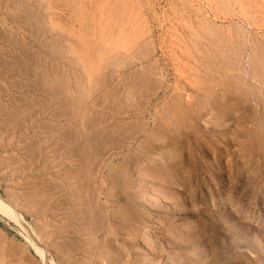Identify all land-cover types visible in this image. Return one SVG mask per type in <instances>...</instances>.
Returning <instances> with one entry per match:
<instances>
[{"label": "rangeland", "instance_id": "374dc122", "mask_svg": "<svg viewBox=\"0 0 264 264\" xmlns=\"http://www.w3.org/2000/svg\"><path fill=\"white\" fill-rule=\"evenodd\" d=\"M122 3L124 14L135 18L140 12L149 28L136 47L126 46L131 56L140 51L134 48L147 50L143 62L119 70L116 40L109 39V46L100 41L105 20L114 34ZM0 35V193L58 264H264V137L255 133L264 88L250 66L252 56L264 50V0H0ZM66 38L82 44L84 53L94 52L89 66L77 62ZM261 56L254 57L256 65L264 64ZM34 68L39 74L63 71L72 90L58 95L57 81L45 92H57L55 105L49 108L48 99L40 98L33 107L27 89L35 86L42 94L40 88H50ZM125 76L139 84L123 81ZM77 94L85 95L80 106ZM11 111L18 116L11 118ZM71 114L86 116L85 123H75ZM63 118L72 122L70 135L79 129L76 146L59 145L54 120ZM246 128L255 132L248 135ZM81 154L95 159L92 175L77 169ZM111 172L118 173L116 186ZM23 235L0 213V264H41Z\"/></svg>", "mask_w": 264, "mask_h": 264}, {"label": "bare ground", "instance_id": "6f19581e", "mask_svg": "<svg viewBox=\"0 0 264 264\" xmlns=\"http://www.w3.org/2000/svg\"><path fill=\"white\" fill-rule=\"evenodd\" d=\"M21 1V0H20ZM44 1V0H43ZM58 1V0H57ZM86 1V0H85ZM121 1V0H120ZM123 1V0H122ZM25 2V1H24ZM52 2V1H51ZM95 2V1H94ZM20 3V2H19ZM56 3V2H55ZM90 3V2H89ZM138 3V2H137ZM109 4V3H108ZM115 4V3H114ZM118 4H119V6H120V3H119V1H118ZM118 4H117V6L115 5V7H119L118 6ZM124 6H123V8L122 9H116V14L118 15V19H114L115 20V26H116V30L114 31V34H111L112 32H108V30L109 31H112V30H110V29H108V27H109V25H108V23H107V20H105V23H106V25H105V23L103 24V25H105L104 27H105V31L104 32H102V34H101V41H100V43L101 44H105V46L106 45H108L109 46V39L111 40L112 39V37H113V39H115L116 40V46H112V44H114V43H112L111 44V46L112 47H115L114 48V50L116 51L115 53H116V55H115V57L117 56H120V57H118V58H115L116 59V61H115V63H114V66H116V67H119V68H117V69H119L120 70V68L122 67H126V66H128L127 64H129L130 65V67H131V64H133L135 61H137V60H141V59H143V57H145V56H147V54L145 53L147 50H145L144 48H142V49H140L139 47L138 48H134L135 50L136 49H139L140 51L137 53V54H135L136 53V51H135V53L133 52V51H131V52H133V54H135L134 56H131V54L130 53H128V52H130V50L132 49V47H133V45L135 44V42H137L139 39L141 40L142 39V37L144 36V34H146L147 32H148V28H147V26H148V22H147V19L144 17V15H142L140 12V14H141V16H140V14L138 13L137 15L135 14V18H133V17H131V15H128L127 13V16H126V14H124L125 12H124V7H125V5L126 4H124V3H122ZM261 4V3H260ZM241 5V4H240ZM45 6V5H44ZM130 6V5H129ZM20 7V6H19ZM39 7V6H38ZM61 7V6H60ZM111 7V6H110ZM50 9V8H52V7H50V4H48L47 5V9ZM72 8V7H71ZM112 8V7H111ZM126 8V7H125ZM101 9V8H100ZM113 9V8H112ZM140 9V8H139ZM52 11H53V9H52ZM100 11H102V10H100ZM111 11V10H110ZM115 11V10H114ZM46 12V11H45ZM54 12V11H53ZM51 13V12H50ZM106 13V12H105ZM95 14V13H94ZM106 14H108V12L106 13ZM111 14H112V12H111ZM32 15V14H31ZM39 15V14H38ZM102 15V14H101ZM110 15V14H109ZM41 16V15H40ZM94 16V15H93ZM116 16V15H115ZM159 17V16H158ZM110 18V17H109ZM191 18V17H190ZM58 19V18H57ZM71 19V18H70ZM95 19V18H94ZM104 19V18H103ZM107 19V18H106ZM66 20V19H65ZM64 20V21H65ZM119 20V21H118ZM154 20V19H153ZM242 20V19H241ZM44 21V20H43ZM46 21V20H45ZM44 21V22H45ZM80 21V20H79ZM49 24H51V25H54L55 24V22L53 21V19H52V17L51 18H49ZM114 22V21H113ZM242 22V21H241ZM46 24V23H45ZM78 24V23H77ZM111 24V23H110ZM95 25V24H94ZM147 25V26H146ZM108 26V27H107ZM203 26V25H202ZM232 26V25H231ZM60 28H62V26L60 27ZM81 28V27H80ZM107 28V29H106ZM145 28V29H144ZM208 28V27H207ZM63 29L65 30V28L63 27ZM98 29V28H97ZM80 30V29H79ZM113 30H114V28H113ZM235 30V29H234ZM149 31H150V29H149ZM69 32V31H68ZM174 32V31H173ZM193 32V31H192ZM78 33V32H77ZM227 33V32H226ZM230 33V32H229ZM68 35H70V36H72L73 34L71 33V31L69 32V33H67ZM91 34V33H90ZM109 34H111V35H109ZM150 34V33H149ZM148 34V35H149ZM207 35V34H206ZM1 36V35H0ZM90 36V35H89ZM147 36V35H146ZM145 36V37H146ZM197 36V35H196ZM226 36V35H225ZM75 37V36H74ZM150 37V36H149ZM179 37V36H178ZM13 38V37H12ZM183 38V37H182ZM8 39V38H7ZM181 39V38H180ZM69 45V47H70V49L72 50V52L73 53H75V55H76V59H77V62L79 63V61L80 62H83L84 61V63H80L81 64V66L83 65V67H86L84 64H86L87 66H89L88 64H90V62H93L92 60H94L93 59V53H92V51H87L86 49L84 50L85 51V53L82 51V49H79L80 48V46H82V44L81 45H79V47L78 46H75V43L73 42V41H71L70 39H68V38H66V39H64ZM75 40V39H74ZM78 40V39H77ZM81 40H82V38H81ZM80 40V41H81ZM11 41H12V39H11ZM58 41V40H57ZM76 41V40H75ZM84 41V39L82 40V42ZM86 42H87V40H86ZM233 42V41H232ZM146 43H148V42H146ZM153 43V42H152ZM264 43V42H263ZM15 44V43H14ZM77 44V43H76ZM137 44V43H136ZM135 44V45H136ZM151 44V43H150ZM149 44V45H150ZM186 44H187V42H186ZM251 44V43H250ZM20 45V44H19ZM59 45V44H58ZM86 45V44H85ZM85 45H84V47H85ZM90 45V44H89ZM132 46V47H130L129 48V50H128V48H126V46ZM134 45V46H135ZM156 45V44H155ZM88 46V45H87ZM110 46V47H111ZM142 46V45H141ZM99 47V46H98ZM102 47V46H101ZM136 47V46H135ZM150 47V46H149ZM155 47V46H154ZM229 47V46H228ZM239 48V47H238ZM69 49V50H70ZM108 49V48H107ZM122 49V50H121ZM195 49V48H194ZM67 50V49H66ZM70 50V51H71ZM98 50V49H97ZM122 52H121V51ZM155 50V49H154ZM206 50V49H205ZM255 51H254V53L256 52V50H257V47H256V49H254ZM261 50V49H260ZM56 51V50H55ZM62 51H63V49H62ZM99 51V50H98ZM152 51V50H151ZM71 52V53H72ZM148 52H150L149 50H148ZM147 52V53H148ZM262 52H263V54H264V50H262ZM262 52L260 53H258V55L260 54V55H262V56H264L263 54H262ZM65 53H66V51H65ZM72 53V54H73ZM101 53V52H100ZM128 53V54H127ZM200 53V52H199ZM99 54V53H98ZM130 54V55H129ZM153 54H154V52H153ZM257 54V53H256ZM255 54V55H256ZM29 55H30V53H29ZM47 55V54H46ZM102 55V54H101ZM149 55V54H148ZM258 55H256V56H258ZM100 56V55H99ZM150 56H151V53H150ZM149 56V57H150ZM256 56H254V57H256ZM261 56V59H263V57ZM194 57V56H193ZM216 57V56H215ZM254 57L252 56V58H251V62H250V66H251V71H252V73H253V78H254V80H257V81H259V83L262 85V87L264 88V72H263V70H264V64H263V62L262 61H260V60H258L260 57H258V61H257V63H258V65H256V63H254ZM147 58V57H146ZM70 59H71V57H70ZM97 59V58H96ZM118 59V60H117ZM145 59V58H144ZM67 60H68V58H67ZM113 60V59H112ZM147 60V59H146ZM133 63H132V62ZM142 61V60H141ZM259 61H260V64H259ZM264 61V60H263ZM37 62H39L38 61V59H37ZM37 62H35V65L34 66H38V65H36V63ZM42 62H43V60H42ZM69 62V61H68ZM130 62H131V64H130ZM140 62V61H139ZM138 62V63H139ZM143 62V61H142ZM181 62V61H180ZM256 62V61H255ZM51 63V62H50ZM214 63V62H213ZM1 64V63H0ZM4 65V64H3ZM50 65V64H49ZM73 65V64H72ZM78 65V64H77ZM101 65V64H100ZM151 65V64H150ZM150 65H146V66H150ZM155 65V64H154ZM249 65V64H248ZM19 66V65H18ZM21 66V65H20ZM75 66V65H74ZM114 66H112V67H114ZM41 67H43V66H41ZM74 68V67H73ZM142 68V67H141ZM150 68H152L153 69V66L151 65V67ZM37 69V73H36V75L37 76H39V77H41V79L39 80V81H41L42 80V82H43V84H42V86L43 85H47L46 87H48V86H50V88H40V90H41V92H42V94H36V87L34 86L33 88H30V89H27V91H26V93H28V95L27 96H29V100L31 101H28L33 107L37 104V100L38 99H40L41 98V100H44V101H46L47 102V99H48V107L50 108V107H52V106H54L55 105V100L53 101V99H52V95H57V94H55V93H57V92H52L53 94L52 95H50V94H48V95H50V96H48L47 94H45V92H47V91H50V90H54V85H51V84H53V83H55V82H57L58 84H60V89H58L57 88V90H59L60 92V94H58V95H62L63 96V93L65 92L64 91V88L66 89V91L68 90V91H70V90H72V89H70L71 87H66L65 86V80L63 81V77H64V75H62L61 74V72H63V71H58V73L60 72V74H57L56 72H53L52 71V73H48L47 72V70H44V71H42L41 72V70H40V73L42 74H39L38 72V68H36ZM36 69L34 68V70L36 71ZM51 69V68H50ZM158 69V68H157ZM20 70V69H19ZM43 70V69H42ZM76 70V69H75ZM109 70V69H108ZM143 70V69H142ZM145 70H147L146 69V67H145ZM12 71V70H11ZM34 71V72H35ZM144 71V70H143ZM149 71H152V70H150L149 69V67H148V72ZM65 72V71H64ZM142 72V71H141ZM148 72H146V74L148 73ZM155 71H153V73H154ZM176 72V71H175ZM20 73V72H19ZM66 73V72H65ZM90 73H92V72H90ZM98 73V72H97ZM137 73V72H136ZM135 73V75H137ZM152 73V72H151ZM152 73V74H153ZM34 74V73H33ZM67 74V73H66ZM65 74V75H66ZM145 74V73H144ZM145 74V75H146ZM158 74V73H157ZM163 74V73H162ZM161 74V75H162ZM28 75V74H27ZM89 75V74H88ZM92 75V74H91ZM110 75V74H109ZM128 75V74H127ZM148 75L150 76V73H148ZM154 75V74H153ZM161 75H159V76H161ZM36 76V77H37ZM82 76V75H81ZM81 76H79V78H78V81H80L81 79ZM86 76H87V73H86ZM104 76V75H103ZM117 76H118V74H117ZM120 76V75H119ZM129 76V75H128ZM154 76H158V75H154ZM163 76H164V74L162 75V78H163ZM38 77V78H39ZM78 77V76H77ZM104 77H107V76H104ZM146 77V76H145ZM247 77V76H246ZM68 78V77H67ZM76 78V77H75ZM118 78V77H117ZM133 78H134V76H133ZM149 78V77H148ZM147 78V79H148ZM155 78V77H154ZM160 78V77H159ZM162 78H161V80H162ZM165 78V77H164ZM35 79V78H34ZM37 79V78H36ZM77 79V78H76ZM83 79V78H82ZM112 79V78H111ZM123 79V78H122ZM128 78H126V76L124 77V79H123V81L125 80H127ZM138 79V78H137ZM141 79H143V78H141ZM150 79V78H149ZM70 80V79H69ZM74 80V79H73ZM87 80L88 81H91V80H89V78H87ZM108 80V79H107ZM118 80H119V78H118ZM117 80V81H118ZM134 80V81H133ZM133 80H131L130 79V77H129V79L127 80L128 82L129 81H133L134 83H138V80H136V77H135V79H133ZM135 80L137 81V82H135ZM145 80H146V78H145ZM144 80V81H145ZM151 80V79H150ZM152 80H153V78H152ZM151 80V81H152ZM155 80H157V78H155ZM189 80V79H188ZM16 81V80H15ZM77 81V83H75L76 85H77V87H81V82H78ZM87 81V82H88ZM93 81V80H92ZM143 81V80H142ZM249 81V80H248ZM251 81V80H250ZM83 82V81H82ZM104 82V81H103ZM132 82V83H133ZM140 83H141V81H139ZM146 82V81H145ZM255 82V81H254ZM73 83V82H72ZM84 83V82H83ZM106 83V82H105ZM149 83V81H147L146 82V84L145 85H147ZM157 83H158V81H157ZM256 83H258V82H256ZM36 83H34V85H35ZM50 84V85H49ZM93 84V83H92ZM129 84V83H128ZM139 84V83H138ZM144 84V83H143ZM154 84V83H153ZM203 84V83H202ZM83 85V84H82ZM136 85V84H135ZM144 85V86H145ZM15 89H19V86H17V84L15 83ZM28 86V85H27ZM38 86V85H37ZM98 86V85H97ZM134 86V85H133ZM141 86H142V84H141ZM150 86V85H149ZM157 86V85H156ZM159 86V85H158ZM203 86V85H202ZM57 87V86H56ZM83 87V86H82ZM91 87V86H90ZM128 87V88H127ZM126 87V89H130L129 88V86H127ZM162 87V86H161ZM160 87V88H161ZM198 87V86H197ZM73 88V87H72ZM84 88V87H83ZM83 88H81V89H83ZM88 88V87H87ZM87 88H85V89H87ZM138 88H139V86H138ZM261 88V87H260ZM26 89V88H25ZM74 89V88H73ZM85 89H84V91H85ZM117 89V88H116ZM135 89V88H134ZM137 89V88H136ZM142 89H143V87H142ZM262 89V88H261ZM5 90V89H4ZM56 90V91H57ZM119 90V89H118ZM138 90V89H137ZM153 90V89H152ZM16 91V90H15ZM19 91V90H18ZM74 91H75V89H74ZM73 91V92H74ZM89 92H90V90H88ZM81 92V91H80ZM91 92H93V91H91ZM121 92V91H120ZM123 92V91H122ZM76 93V92H75ZM127 93H129V92H127ZM132 93V92H131ZM134 93V92H133ZM11 94V93H10ZM70 94V93H69ZM79 94V93H78ZM78 94L76 95V96H74V97H76V98H74V99H76V101H78V104H77V106L81 103V96H83V95H81L79 98L80 99H77L78 98ZM83 94V93H82ZM85 94H87L86 92H85ZM101 94H103V93H101ZM117 95V94H116ZM120 95V94H119ZM129 95H130V93H129ZM103 96V95H102ZM131 97L133 96V94L132 95H130ZM134 96H137L136 94L134 95ZM83 97H85V95L83 96ZM88 97V96H87ZM99 97V96H98ZM107 97V96H106ZM105 97V98H106ZM145 97V96H144ZM254 97V96H253ZM43 98V99H42ZM54 98V97H53ZM71 98H72V96H71ZM138 98V97H137ZM258 98H261V103H258V105H261L262 106V112H261V119H260V123H258V128H259V130L258 131H256L255 132V129L254 128H246V130H247V134L249 135H252L251 133H253V132H255L256 133V135H257V137L258 138H261V137H264V98H262V97H260V96H258ZM22 99H23V97H22ZM37 99V100H36ZM54 99H56V98H54ZM73 99V98H72ZM74 99H73V101H74ZM84 99L85 98H82V100L84 101ZM133 99V98H132ZM60 100V99H59ZM62 100V99H61ZM115 100V99H114ZM120 100H122V98H120ZM170 100V99H169ZM260 100V99H259ZM12 101V100H11ZM43 101V102H44ZM79 101H80V103H79ZM93 101V100H92ZM131 101V100H130ZM258 101V100H257ZM15 102H17L16 100H15ZM32 102H34V105L32 104ZM36 102V103H35ZM45 102V103H46ZM54 102V103H53ZM105 102V101H104ZM122 103L124 102V101H121ZM128 102V101H127ZM133 102V101H132ZM66 103V102H65ZM75 103H77V102H75ZM96 103V102H95ZM142 103V102H141ZM200 103V102H199ZM47 104V103H46ZM54 104V105H53ZM82 104H83V102H82ZM85 104V103H84ZM84 104H83V106H84ZM99 104V103H98ZM109 104V103H108ZM139 104V103H138ZM233 104V103H232ZM63 105V104H62ZM66 105V104H65ZM113 105V104H112ZM18 105H16V107H17ZM39 106H41V104L39 105ZM66 106H68V105H66ZM80 106V105H79ZM92 106L93 105H91V108H92ZM122 106V105H121ZM211 106V105H210ZM63 107V106H62ZM65 107V106H64ZM63 107V108H64ZM81 107H82V105H81ZM86 107H88V106H86ZM223 107V106H222ZM230 107V106H229ZM48 108V109H49ZM94 108H95V106H94ZM190 108V107H189ZM216 108V107H215ZM21 109V108H20ZM31 108L30 107H28V109L26 108V110H30ZM36 109V108H35ZM69 109V108H68ZM93 109V108H92ZM96 109V108H95ZM142 109V108H141ZM25 110V109H24ZM65 110L66 109H63V111L65 112ZM73 110V109H72ZM84 110H85V108H84ZM86 110H88V109H86ZM94 110V109H93ZM102 110V109H101ZM137 110V109H136ZM0 111L2 112V111H4L2 108H1V106H0ZM48 111H50V109L48 110ZM60 111V110H59ZM71 111V110H70ZM69 111V112H70ZM76 111V110H75ZM74 111V112H75ZM81 111H82V109H81ZM90 111V110H89ZM132 111V110H131ZM225 111V110H224ZM14 112V114L12 113V111H11V115H13V116H11V118L13 117L14 118V116H18V114L15 112V111H13ZM20 112V111H19ZM21 112H22V110H21ZM24 112V111H23ZM27 112V111H26ZM35 112V111H34ZM37 112V111H36ZM35 112V113H36ZM56 112V111H55ZM64 112H61V114L63 113L64 114ZM68 111H66V113H67ZM86 112V111H85ZM102 112V111H101ZM105 112V111H104ZM57 113V112H56ZM83 112H81V114H82ZM98 113V112H97ZM235 113V112H234ZM17 114V115H16ZM62 114V116L64 117V115ZM80 114V113H79ZM94 114H95V112H94ZM110 114H111V111H110ZM233 114V113H232ZM31 115V114H30ZM53 115V114H52ZM55 115V114H54ZM66 115H68V113L66 114ZM72 115V114H71ZM86 115H89V114H86ZM105 115V114H104ZM113 115H114V111H113ZM113 115H111V118L113 119ZM120 115H123V114H120ZM39 116V115H38ZM57 116V115H56ZM61 115H59V117H60ZM69 116V115H68ZM85 116V115H84ZM20 117V116H19ZM44 117V116H43ZM52 117V116H51ZM71 117H73V119H75V123H78L79 125H82L83 123H85L84 121H85V117H83V115H82V117H80V116H76V114H75V116H71ZM79 117V118H78ZM90 117V116H89ZM88 117V118H89ZM94 118H95V116H93ZM92 116H91V118H92V120L94 119ZM108 117H109V114H108ZM107 117V118H108ZM100 118V117H99ZM117 118H119V116L117 117ZM156 118V117H155ZM212 118V117H211ZM64 119V118H63ZM109 119V118H108ZM243 119V118H242ZM247 119V121L248 120H250V121H252V118L249 116V118H246ZM10 120V119H9ZM17 120H19V119H17ZM66 119H64V120H62V119H60V120H54V122H56L57 123V125H58V129H57V134H55L56 135V137H57V140H58V142H59V145H65L66 143H69V141L72 143H77L79 140H78V138H77V136H76V134L79 132V129H77V133L75 134V137H73L74 135L72 134V133H74L75 131H73V128L71 129V127L72 126H70V129H71V131H72V135H70V129H69V131L67 130L68 129V123H67V121H65ZM89 120V119H88ZM95 121H96V119H94ZM98 120H100V119H98ZM111 120V119H110ZM241 120V119H240ZM74 121V120H73ZM90 121V120H89ZM104 121V120H103ZM102 121V122H103ZM14 122V121H13ZM12 122V123H13ZM18 122V121H17ZM51 122V121H50ZM105 122H106V120H105ZM111 122V121H110ZM141 122V121H140ZM8 123H10V122H8ZM7 123V124H8ZM12 123H10V124H12ZM16 123V122H15ZM15 123H14V127L13 128H17V127H15ZM20 123V122H19ZM96 123H98V122H95V124L94 125H96ZM101 123V122H100ZM115 123V122H114ZM18 124V123H17ZM46 124V123H45ZM69 124H72V122H70ZM86 124H88L87 122H86ZM86 124H84V125H86ZM102 124H104V122L102 123ZM157 124V123H156ZM243 124V123H242ZM19 125V124H18ZM56 125V124H55ZM77 125V124H76ZM83 125V126H84ZM88 125H90V123L88 124ZM131 125V124H130ZM52 126H54V125H52ZM68 126V127H67ZM91 126V125H90ZM89 126V127H90ZM105 126H106V124H105ZM105 126H104V128H105ZM107 126H109V125H107ZM132 126V125H131ZM18 127H20V125L18 126ZM56 127V126H55ZM74 127V126H73ZM92 127V126H91ZM103 127V126H102ZM111 127V126H110ZM109 127V128H110ZM113 127V126H112ZM119 127V126H118ZM139 127V126H138ZM46 128V127H45ZM57 128V127H56ZM67 128V129H66ZM74 128H76V127H74ZM78 128H79V126H78ZM81 128V127H80ZM120 128V127H119ZM128 128V127H127ZM218 128V127H217ZM257 128V129H258ZM20 129V128H19ZM82 129V128H81ZM106 129V128H105ZM112 129V128H111ZM114 129V128H113ZM112 129V130H113ZM141 129V128H140ZM212 129V128H211ZM86 130H88V128L86 129ZM85 130V131H86ZM90 130V129H89ZM129 130V129H128ZM56 131V130H55ZM81 131V130H80ZM100 131V130H99ZM105 131V130H104ZM109 131H110V129H109ZM136 132H137V130H135ZM134 131V132H135ZM253 131V132H252ZM111 132V131H110ZM230 132V131H229ZM240 132V131H239ZM83 133H84V135H83V137L87 134H85V132L83 131ZM107 132H105V134H106ZM130 133V132H129ZM254 133V134H255ZM91 134V133H90ZM124 134V133H123ZM233 134V133H232ZM77 135H79V134H77ZM89 135V132H88V134L86 135V136H88ZM96 135V134H95ZM99 135V134H98ZM92 136V135H91ZM91 136H89V137H91ZM93 136H94V133H93ZM131 136H133V133H132V135ZM255 136V135H254ZM53 137V136H52ZM96 137V136H95ZM95 137H94V141H95ZM103 137V136H102ZM54 138V137H53ZM86 139H87V137H85ZM117 138V137H116ZM89 139V138H88ZM100 139V138H99ZM252 139V137H250V140ZM36 140V139H35ZM49 140V139H48ZM60 140V141H59ZM78 140V141H77ZM85 140V139H84ZM93 140V139H92ZM117 140V139H116ZM119 140H120V138H119ZM264 140V139H263ZM262 140V141H263ZM82 141V140H81ZM91 141V140H90ZM90 141H87V144H88V142H90ZM106 141V140H105ZM107 141H109V140H107ZM257 141V140H256ZM252 142H253V140H252ZM72 143V144H73ZM74 143V144H75ZM85 143V142H84ZM91 143V142H90ZM107 143V142H106ZM43 144V143H42ZM73 144V145H74ZM93 143H91L90 145H92ZM105 144V143H104ZM253 144V143H252ZM257 144V143H256ZM56 145H58L57 143H56ZM59 145H58V148H59ZM67 145V144H66ZM69 145V144H68ZM77 144H75V146H76ZM94 145V144H93ZM106 145V144H105ZM146 145V144H145ZM158 145V144H157ZM168 145V144H167ZM182 145V144H181ZM34 146V145H33ZM37 146V145H36ZM79 146V145H78ZM83 146V145H82ZM86 146V145H85ZM89 146V145H88ZM87 146V147H88ZM153 146V145H152ZM201 146V145H200ZM205 146V145H204ZM253 146V145H252ZM61 147H64V146H61ZM80 147V146H79ZM84 147V146H83ZM102 147H103V145H102ZM66 148V147H65ZM89 148H90V146H89ZM101 148V147H100ZM115 148V147H114ZM204 148V147H203ZM257 148V147H256ZM260 148H261V151L264 153V141L260 144ZM62 149V148H61ZM72 149V148H71ZM77 149V148H76ZM96 149V148H95ZM103 149V148H102ZM148 149V148H147ZM72 151V150H71ZM82 151H84V152H86L85 150H82ZM244 151V150H243ZM260 151V150H259ZM76 152V151H75ZM74 152V153H75ZM80 152V151H79ZM88 152V151H87ZM241 152V151H240ZM56 153V152H55ZM58 153V152H57ZM100 153V152H99ZM69 154V153H68ZM78 154H80V153H78ZM85 154V153H84ZM90 154V153H89ZM105 154V153H104ZM75 155V157H73V158H76V153L74 154ZM97 155H98V153H97ZM87 156H88V154H87ZM91 156L93 157L94 156V154L92 155L91 154ZM91 156H89V157H91ZM244 156V155H243ZM88 157V158H89ZM103 157V156H102ZM195 157V156H194ZM219 157V156H218ZM79 158V157H78ZM208 158V157H207ZM91 159V161L90 160H87V159H85V158H83L82 157V154H81V156H80V158L79 159H77L78 160V164H77V169H79V170H81L82 172H84L83 170H85V175H87V174H89V172H90V174H91V171H93L92 170V168H93V166H92V168H91V165H93V162L95 161V159H94V161L92 162V158H90ZM76 160V159H75ZM76 160V161H77ZM150 160V159H149ZM53 161V160H52ZM101 163V162H100ZM175 163V162H174ZM66 165H67V163H66ZM97 165V164H96ZM96 165H94V167L96 166ZM134 165V164H133ZM222 166V165H221ZM247 166V165H246ZM113 168V167H112ZM115 168V167H114ZM113 168V169H114ZM146 168V167H145ZM258 169V168H257ZM96 170V169H95ZM94 170V171H95ZM115 170V169H114ZM235 170V169H234ZM80 171V172H81ZM87 171V172H86ZM93 171V172H94ZM79 172V171H78ZM80 172H79V174H80ZM96 172V171H95ZM94 172V173H95ZM97 172H99V171H97ZM62 173V172H61ZM87 173V174H86ZM93 174V173H92ZM91 174V175H92ZM118 174V173H117ZM117 174H113L112 172L110 173V175L109 176H111V185H114L113 184V182L114 181H117V178H115V177H113V175L114 176H116ZM83 175V174H82ZM90 175V176H91ZM94 175H96V174H94ZM88 176V175H87ZM123 176V175H122ZM76 177H77V175H76ZM85 177V176H84ZM113 177V178H112ZM216 177V176H215ZM91 178V177H90ZM222 178V177H221ZM76 179V178H75ZM78 179V178H77ZM86 179H88L87 177H86ZM114 179H116V180H114ZM244 179V178H243ZM92 181H94L93 179H91ZM139 180V179H138ZM79 181V180H78ZM83 181V180H82ZM100 181V180H99ZM222 181V180H221ZM84 182V181H83ZM108 182V181H107ZM126 182V181H125ZM35 183V182H34ZM85 183H88V181L87 182H85ZM85 183H84V185H85ZM90 183H91V181H90ZM115 183V185L114 186H116V184H117V182H114ZM89 184V183H88ZM87 184V185H88ZM102 184H105L104 182H102ZM161 184V183H160ZM82 185H83V183H82ZM83 185V186H84ZM83 186H82V188H83ZM136 186V185H135ZM50 187V186H49ZM55 187V186H54ZM71 187V186H70ZM86 189H87V186L85 187ZM94 188V187H93ZM114 188H116V187H114ZM96 189H97V185H96V188H94L93 190H94V194L96 193L95 191H96ZM106 189V188H105ZM114 190H116V189H114ZM246 190V189H245ZM62 191V190H61ZM91 191H92V189H91ZM117 191V190H116ZM120 191V190H119ZM28 193V192H27ZM86 193V192H85ZM93 193V192H92ZM110 193V192H109ZM194 193V192H193ZM235 193V192H234ZM99 194V193H98ZM97 194V195H98ZM115 194V193H114ZM114 194H110V195H112V197H113V195ZM183 194V193H182ZM73 195V194H72ZM116 195V194H115ZM37 196V195H36ZM87 196H88V193H87ZM136 196V195H135ZM29 197V196H28ZM32 198V197H31ZM67 198V197H66ZM91 198V197H90ZM75 199V198H74ZM114 199H115V197H114ZM208 199V198H207ZM63 201V200H62ZM69 201V200H68ZM82 201H84V200H82ZM96 201V200H95ZM111 201V200H110ZM148 201V200H147ZM43 202V201H42ZM63 203H65V202H63ZM89 203V202H88ZM87 203V204H88ZM94 204V203H93ZM96 204V203H95ZM123 204V203H122ZM127 204V203H126ZM89 205V204H88ZM209 205V204H208ZM101 206V205H100ZM127 206V205H126ZM94 207H95V205H94ZM86 208V207H85ZM96 209H97V207H95ZM100 208V207H99ZM111 208V207H110ZM92 209H93V207H92ZM95 209V210H96ZM98 210V209H97ZM91 211V210H90ZM92 212V211H91ZM119 212V211H118ZM0 213L1 214H4V215H6L8 218H10V219H12L17 225H19L21 228H22V230L24 231V237H25V239L27 240V242L30 244V246H31V248L34 250V252L36 253V256H38L39 257V259H40V262H41V264H58V262H57V259H55L53 256H52V254H51V252L49 251V249L47 248V247H45L42 243H41V241L39 240V235L34 231V229H33V226L31 225V224H29L26 220H25V218H24V216L22 215V213L16 208V206H14L10 201H9V199H7L6 197H4L1 193H0ZM97 213V212H96ZM105 213V212H104ZM92 214H93V212H92ZM100 214H101V212H100ZM99 214V215H100ZM189 214V213H188ZM90 215V214H89ZM102 215V214H101ZM85 216V215H84ZM105 216V215H104ZM103 216V217H104ZM88 217V216H87ZM89 217H91V216H89ZM88 217V218H89ZM92 217H93V215H92ZM91 217V219H90V221H93L95 218H92ZM100 217H102V216H100ZM115 217V216H114ZM85 218H86V216H85ZM84 218V219H85ZM106 219V218H105ZM83 220V219H82ZM96 221V220H95ZM103 222V221H102ZM92 223V222H91ZM92 224H95V223H92ZM103 224V223H102ZM105 224V223H104ZM85 226V225H84ZM100 226V225H99ZM96 227H98V226H96ZM68 228V227H67ZM100 229V228H99ZM86 230V229H85ZM91 230V229H90ZM97 230V229H96ZM41 231V230H40ZM88 232V231H87ZM93 232V231H92ZM71 233V232H70ZM97 233V232H96ZM89 236V235H88ZM117 239V238H116ZM105 240V239H104ZM147 240V239H146ZM70 243V242H69ZM80 244V243H79ZM103 244V243H102ZM168 245V244H167ZM57 246V245H56ZM107 246V245H106ZM69 247H70V245H69ZM62 248V247H61ZM60 248V249H61ZM63 248H65V247H63ZM148 248V247H147ZM66 249V248H65ZM70 249V248H69ZM73 249V248H72ZM74 250V249H73ZM81 250V249H80ZM99 251V250H98ZM65 254L67 253V252H64ZM72 253V252H71ZM77 258V257H76ZM96 258V257H95ZM83 260V259H82ZM70 261V260H69ZM163 261V260H162ZM79 262V261H78ZM62 263V262H61ZM112 264V263H111Z\"/></svg>", "mask_w": 264, "mask_h": 264}]
</instances>
